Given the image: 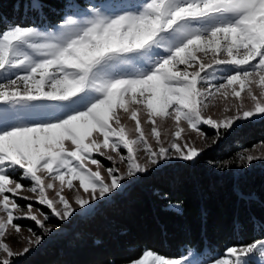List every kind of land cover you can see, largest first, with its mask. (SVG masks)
I'll use <instances>...</instances> for the list:
<instances>
[{"label": "snow or ice", "instance_id": "1", "mask_svg": "<svg viewBox=\"0 0 264 264\" xmlns=\"http://www.w3.org/2000/svg\"><path fill=\"white\" fill-rule=\"evenodd\" d=\"M62 4L55 23L45 0H30L39 22H0V264H15L126 182L195 163L237 122L264 116V0ZM255 161L264 148L209 163L223 171ZM13 235L24 237L22 250ZM109 264H264V238L217 255L145 248Z\"/></svg>", "mask_w": 264, "mask_h": 264}, {"label": "trees", "instance_id": "2", "mask_svg": "<svg viewBox=\"0 0 264 264\" xmlns=\"http://www.w3.org/2000/svg\"><path fill=\"white\" fill-rule=\"evenodd\" d=\"M45 3L44 15L55 23L63 14L62 0ZM39 18L30 0H0L2 23ZM260 141L264 119L234 127L195 163L174 161L141 175L15 264H109L111 258H139L145 248L177 257L187 245L217 255L227 246L264 238V166L222 171L209 163ZM176 203L180 209L171 206Z\"/></svg>", "mask_w": 264, "mask_h": 264}, {"label": "rangeland", "instance_id": "3", "mask_svg": "<svg viewBox=\"0 0 264 264\" xmlns=\"http://www.w3.org/2000/svg\"><path fill=\"white\" fill-rule=\"evenodd\" d=\"M212 111H213L214 113H216V114H220V112L222 111V107L217 106V107L213 108ZM262 119H264V116H257V117L254 118V119H250V120H247V121H240V122H237V124H236L234 127H236V126H238V125H241V124H245V123H247V122L260 121V120H262ZM131 126H132V125L129 124V127H131ZM234 127H233V128H234ZM233 128H232V129H233ZM204 130L207 132V134H208L209 137H212V136H213V133H210V132H209V131L212 130V129H210V128H205ZM147 131H148V129H146V132H147ZM196 143H197V146H198V147H203V146H204L203 142H201V141L198 140V139H197ZM208 143H211V140H209ZM254 145H257V149H262V148H264V146H261L260 143H259V144L256 143V144H254ZM247 149H250V150H252L253 152L257 151V149H252V146L249 147V148H247ZM140 155H141V158H143V153H141ZM173 162H174V161H173ZM255 165H262V166H264V161H255V162H253V164L251 165V167H252V166H255ZM162 166H165V165H162ZM162 166H161V167H162ZM120 167H121V170H122V171L125 170V165H120ZM159 168H160V167H159ZM139 177H140V176H138L137 178H134V179H132V180L126 182V186H125V188H126L130 183H132L133 181H135L136 179H138ZM125 188L121 189L120 191H123ZM120 191H118V192H120ZM118 192H116L115 194H117ZM115 194H114V195H115ZM114 195L108 197V198L105 199V200H109V199H111ZM103 201H104V200H103ZM101 202H102V201H100V202H98L96 205H94V210L98 207V205H99ZM77 216H78V215H77ZM73 219H74V218H73ZM73 219H72V220H73ZM72 220H71V222H72ZM71 222H69V223H71ZM22 223L25 224L26 226H31V222H30V221H22ZM53 223H55V221H53ZM67 224H68V223H66L65 225L63 224V225L61 226L60 230L57 231V232H61V231L67 230V228H68ZM55 233H56V232H54L53 234H55ZM53 234H52V235H53ZM49 237H50V236H49ZM8 242L11 244V246L14 248V250H22V248L25 246V240H24V237H23V236H15V235H13L12 237L9 238ZM38 247H39V246H38ZM38 247H35V248H34L33 250H31L30 252L35 251ZM154 251H155V250H154ZM156 252L159 253L158 251H156ZM159 254H161V253H159ZM185 254H186V253H185ZM162 255H163V254H162ZM165 256H166V255H165ZM168 257H169V256H168ZM257 259H258V257H257Z\"/></svg>", "mask_w": 264, "mask_h": 264}]
</instances>
